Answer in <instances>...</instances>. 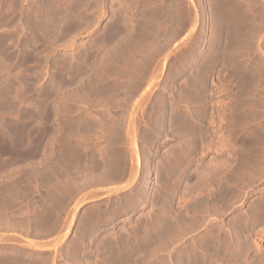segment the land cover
Returning a JSON list of instances; mask_svg holds the SVG:
<instances>
[{
  "label": "rangeland",
  "instance_id": "374dc122",
  "mask_svg": "<svg viewBox=\"0 0 264 264\" xmlns=\"http://www.w3.org/2000/svg\"><path fill=\"white\" fill-rule=\"evenodd\" d=\"M0 264H264V0H0Z\"/></svg>",
  "mask_w": 264,
  "mask_h": 264
},
{
  "label": "bare ground",
  "instance_id": "6f19581e",
  "mask_svg": "<svg viewBox=\"0 0 264 264\" xmlns=\"http://www.w3.org/2000/svg\"><path fill=\"white\" fill-rule=\"evenodd\" d=\"M14 10V9H13ZM4 74V73H3ZM6 75V74H5ZM4 76V75H3ZM136 155V154H135ZM191 263V262H190Z\"/></svg>",
  "mask_w": 264,
  "mask_h": 264
}]
</instances>
